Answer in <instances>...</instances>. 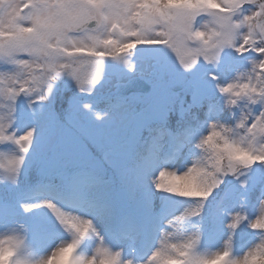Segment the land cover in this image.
Masks as SVG:
<instances>
[{
    "label": "snow or ice",
    "instance_id": "1",
    "mask_svg": "<svg viewBox=\"0 0 264 264\" xmlns=\"http://www.w3.org/2000/svg\"><path fill=\"white\" fill-rule=\"evenodd\" d=\"M140 45L169 50L184 73L201 64L213 69L207 76L221 102L209 104L210 119L181 132L169 129V113L175 109L153 105L161 83L172 96L190 94L194 99L201 85L171 78L162 69L156 79L153 73L139 70L129 57ZM228 53L242 63L222 80L217 72ZM109 59L122 62L125 71L117 78V94L109 110L100 111L80 97L93 94L105 78ZM61 78L75 92L58 98ZM20 98L33 120L43 125L42 140L48 144L62 142L68 128L79 124L82 113L99 122L110 120L114 112L129 120L133 136L147 131L145 139L152 150L158 152L167 144L175 152L194 144L199 153H193L196 158L184 170L162 167L151 178L155 192L189 202L179 215L156 221L151 232L154 247L151 243L145 247L142 229L121 232L120 223H109L107 232L113 238L119 232L128 241V252L109 247L106 232L92 219L45 200L20 207L26 213L47 208L71 239L45 258L30 261L22 255L26 230L23 225L14 226L11 232L24 235L0 238V264H264V0H0V145L15 149L0 152V184H18L37 131L36 124L18 135L9 131ZM191 108L179 110L181 119L191 114ZM149 110L151 115L146 116ZM118 150V135H90L88 143L80 145L83 165L63 161L58 171L50 173L51 155L43 152L28 171L54 174L79 185L81 194L91 198L104 183L101 168L114 164ZM254 165L260 166L257 177L250 175ZM226 177H232L241 189L239 202L234 210H222L227 233L223 247L204 254L198 250L204 229L202 212ZM257 187L259 195L250 214L249 196ZM150 202L149 193V210ZM0 207L7 213L8 201L0 199ZM3 220L7 222V215ZM241 225L258 240L237 255L232 241ZM87 237H95L97 243L92 254L84 256L77 250Z\"/></svg>",
    "mask_w": 264,
    "mask_h": 264
},
{
    "label": "rangeland",
    "instance_id": "2",
    "mask_svg": "<svg viewBox=\"0 0 264 264\" xmlns=\"http://www.w3.org/2000/svg\"><path fill=\"white\" fill-rule=\"evenodd\" d=\"M129 59L130 61L135 62L139 70H143L145 73H153L154 79H156V73L162 69L166 71L171 78H177V79L183 78L186 81H190V80L197 81L201 85L200 92L196 99V103L199 102V105L202 101L201 96L207 92L206 87L208 82L210 81V79L207 76V73L209 71H213V69L210 66L198 65L195 69H193L189 73H184L183 70L180 69L179 65L176 63L173 54H171L169 50L163 48L162 46H144V45L137 46V48L132 51V54L129 57ZM236 59L241 61L239 57H236L232 53H228L225 56V58L221 61L219 68L221 67L223 62L225 61L234 62ZM105 66H106L105 78L95 87V90L92 95L112 92L114 86L117 83V78L120 77L121 74L125 71L124 65L120 61H113L109 59L105 61ZM66 92H68V94L74 93L75 89L74 87L71 86L70 82L66 81V78H61V80L57 82V97L60 98L61 96L66 95L65 94ZM162 97L164 98L168 97L167 89L163 83H161V91L153 100V105L155 107H160V106L169 107L170 105H175L177 107L178 111L175 113L174 117L171 120H168V124L172 123L176 119L182 120L184 122L192 120L190 117L181 119L179 115V110L181 108H185V106L181 104L180 99H185L189 97L194 99L193 95L181 94L178 96H174L175 98L178 97L179 99H171L170 101H166L162 99ZM18 106L23 110H27L28 108L26 104L23 102V99L19 100ZM21 109L17 110L18 118L15 113L14 122L21 117L22 115ZM146 113L148 115H151V110H149ZM82 114H84L85 118ZM82 114L79 117V124L77 126H70L65 136L71 132H75L78 137L86 140L90 135H103L108 138H112L113 135H118L119 136L118 151L124 150L133 141L131 129L128 130L131 132L126 135L122 133V131H127L126 125L130 124L127 118L122 117L117 113L110 112V117H111L110 120L97 122L91 120L87 116V113L86 114L82 113ZM27 116L28 118L19 121L17 120L15 123L13 122L10 126L13 128L12 131L10 132H13L14 134L18 135L26 131L28 128L33 127L34 124L37 125V131H36L33 147L28 153L23 167L26 169L30 164L32 165L33 163H35L36 158L39 157L43 152H48L50 154L49 149L53 144V143L51 144L45 143L42 140L43 125L40 124V122L33 120L32 112L30 114H27ZM208 117L209 119L211 118L210 116ZM86 121H88L89 123H87ZM199 134L200 133L198 134L196 133L193 140H195L199 136ZM78 137L76 138L73 144L65 146L66 148H73L74 150L77 151V154L80 153V145L83 144V142ZM59 143L63 144V141ZM191 145L192 144H185L183 151L182 152L180 151L179 156L175 160H173L174 161L173 163H169L166 164L165 166H160V167L154 166L153 170L150 171L146 170V172L142 176H138L135 179V182H137V184L140 186L141 192H143L144 188H148L152 190V195L150 196V201H151L150 210L154 212L155 215H158L159 210L166 209L167 215L163 218H160L159 220H167L173 216L179 215V213L183 210L185 206H187L189 202L185 201L184 199H175L176 197L166 193L155 192V190L152 189L151 187V178L154 177L156 172L162 167L167 169H175L177 171L184 170V168L190 165L192 160L196 158V156H193V153H196L197 155L199 153V150L195 149L192 151V153H187L188 154L187 155L185 152L187 150L186 146L190 147ZM163 148L158 152L163 151ZM14 150H15L14 146L10 144L0 145V152H4L7 154L8 152ZM120 155L123 154L117 152L116 156H120ZM111 166L114 167L117 166L116 158L114 164ZM133 177L134 176H130V178ZM5 185H7L6 188H9L10 184H5ZM45 200L52 201L57 205V207L61 208L63 211L70 212L73 215H77L82 218L92 219L93 223L98 227L99 230L108 233L107 225L110 223L113 213V211L109 206L106 205L103 206L97 200L91 201L89 203H85L82 206H78V204H74V203H67L69 204V206H64L54 201L53 198L44 197V196L35 197V199L23 203L40 204ZM238 202L239 201L235 203L233 210L237 206ZM144 209H149V207L146 205ZM32 212L48 214V216L52 217L51 223L50 224L45 223L43 220H41V218L31 219L27 223L25 218H20L19 216H14V217L10 216L9 218H7V222H3L2 219L0 218V238H4L5 235L23 236L24 233L22 231H17L14 233L10 231V229L14 226L19 227L20 225H23V228L26 230L27 247H25L22 250V255L27 259H29L30 261H37L49 255L54 248L70 240L71 235L63 229V227L56 221L55 217L47 208L45 207L34 208L32 209ZM108 212H111V215L105 218ZM11 213L15 214L14 212ZM205 227L206 226L204 225V228ZM226 238H227V233L225 232L222 234V236L215 245H212V242H210L211 238H206L199 244L198 250L202 251L204 254H210L211 252H214L222 248L224 240ZM257 240L258 237L251 239L249 243L241 247V250L237 255L242 254L250 246H252L255 242H257ZM123 241L124 239H121L120 243H116L109 237V235L106 236V242L109 247L112 248L123 247V251L127 253L128 242L124 244ZM96 243L97 242L95 240V237H87L85 241L80 244L77 251L81 255L89 256L92 254L94 248L96 247ZM154 246L155 243L153 242V247ZM137 258L140 259L141 257L137 255Z\"/></svg>",
    "mask_w": 264,
    "mask_h": 264
},
{
    "label": "trees",
    "instance_id": "3",
    "mask_svg": "<svg viewBox=\"0 0 264 264\" xmlns=\"http://www.w3.org/2000/svg\"><path fill=\"white\" fill-rule=\"evenodd\" d=\"M228 66L227 65H221L219 68V71L217 72L218 76L220 77L223 72H227ZM224 76V75H223ZM221 76V77H223ZM209 91L215 92L214 87L212 83H209L207 86ZM101 105L106 106L108 103H110V99H101ZM193 111H199L198 108H193ZM171 116V114L169 113ZM186 126V125H183ZM181 126V129L183 128ZM195 126V124H191V127ZM127 131H122L123 134H128L132 131L131 125L127 124ZM190 128V127H189ZM131 129V131H128ZM147 136V131H145L143 136H133V141L135 139L134 147L129 144V148H125L124 150H120V153H123L121 157L116 158V164L117 166H111V165H103L101 168V175L102 179L104 181L102 187L99 189V195L102 197L103 202H111L114 205V208H116V212L119 216L117 217V223H120V226L122 227H133L134 226V220L133 217L130 214V210L134 211L135 206H132L128 202V198L136 191L137 186L134 184V181L130 180V174L128 172L140 168L142 164H145V160L152 157L153 151L149 148L148 143L145 139ZM129 153H125L128 152ZM80 155V154H78ZM76 159L70 160L68 158H61L60 162L52 160V164H54L57 169L60 166V163L63 161H66L72 165H82L81 164V158L75 156ZM97 159L99 160V154H97ZM48 169L51 171L53 168L52 166L48 165ZM230 181H234L232 178ZM22 186V187H21ZM79 185L73 184L68 180H62L60 177L55 176L54 174H48L44 176L35 175L32 173H29L26 176L19 177V182L15 187L8 192L9 200L12 203H18V199H20L23 195H32L36 193L41 194H47L51 193L52 195L56 196L60 200H70V201H78L80 200L77 198V194L79 191ZM258 190L256 188L255 191L252 193L255 195ZM140 193V192H138ZM138 195V194H137ZM253 196V195H252ZM116 198L120 200L118 203L116 201ZM251 198H249L250 200ZM88 201L92 200L91 198H87ZM113 200V201H110ZM249 207L251 209H254V202L255 200L251 199ZM210 203V197L205 202V204ZM9 204V203H8ZM229 204L228 199H220L214 197L212 194V204H208L206 207V213H207V219L204 222H208L206 225V228L208 230L212 229L211 231H208L209 233L217 234L218 231H216L220 226V218L218 217V212L220 209L226 207ZM130 206V207H129ZM205 219V216H204ZM255 234L252 232L251 229L248 227L241 233V236L238 238L239 241L236 242V244H243L246 240H248L250 237L254 236ZM234 241L237 240V238L233 237ZM235 242H233L232 250L235 254L236 248H235Z\"/></svg>",
    "mask_w": 264,
    "mask_h": 264
},
{
    "label": "clouds",
    "instance_id": "4",
    "mask_svg": "<svg viewBox=\"0 0 264 264\" xmlns=\"http://www.w3.org/2000/svg\"><path fill=\"white\" fill-rule=\"evenodd\" d=\"M3 7L6 9L7 7H9V5H3Z\"/></svg>",
    "mask_w": 264,
    "mask_h": 264
},
{
    "label": "water",
    "instance_id": "5",
    "mask_svg": "<svg viewBox=\"0 0 264 264\" xmlns=\"http://www.w3.org/2000/svg\"><path fill=\"white\" fill-rule=\"evenodd\" d=\"M134 79V78H133Z\"/></svg>",
    "mask_w": 264,
    "mask_h": 264
}]
</instances>
